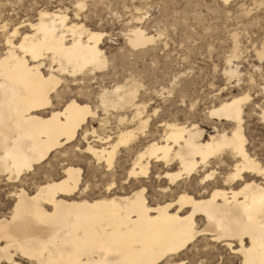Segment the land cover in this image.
Listing matches in <instances>:
<instances>
[{
	"label": "bare ground",
	"instance_id": "obj_1",
	"mask_svg": "<svg viewBox=\"0 0 264 264\" xmlns=\"http://www.w3.org/2000/svg\"><path fill=\"white\" fill-rule=\"evenodd\" d=\"M8 1L0 0L1 15ZM52 2L46 0L48 4ZM135 8L138 7H133L134 12ZM40 10V7L36 8L34 16L38 17ZM66 15L71 23L63 22V31L67 36H58V43L71 39L78 19L85 29L84 33L76 30L77 47L69 53L72 70L79 80L78 76L83 79L85 72L94 74L106 67V58L101 49L103 37L90 42L88 32L97 33L98 36L100 33L85 26L80 19L81 13L72 12L69 16L66 12ZM32 16H27L29 22ZM25 18L19 19L21 24L25 23ZM59 20V16H54L46 23L60 28ZM9 21L10 18H0V24ZM138 25L128 31H145ZM103 35L106 36L104 32ZM126 39L139 45L132 47L134 49L145 47L143 40L135 35H125ZM256 55L261 60L260 49ZM235 56L234 51L232 57ZM225 71L228 79L237 74V70L231 66ZM21 77L22 69L16 65L9 66L7 62L0 64V185H9L7 195L11 201L8 212L0 215V234L10 238L0 242V264H32L34 257L36 264H40V260H50L53 264H76L78 254L85 249L92 253L89 258L93 264H140V261H150L155 253L151 251L150 244L148 250L143 244L137 250L134 247L137 240L154 241L161 245L160 251L165 250L164 246L169 243L178 246L182 235L188 231V225L181 223L185 218L196 227V240L201 237L222 247L225 245L218 244L213 239L214 234H230L234 229L255 232L257 250L249 255L248 260L250 264H260L264 258V237L261 235L260 221L255 217L249 220V209L264 195V175L261 174L264 161L260 162L256 155H251L246 146L243 115L246 104L252 99L247 92L222 99L208 108L207 118L230 125L227 132L223 128L218 130L213 127L212 133L205 138L206 133L201 126L194 128L193 124L187 125L189 121L185 125L177 120L153 119L154 123L158 122L154 136L152 133L147 135L145 128L150 116L157 114L158 107L148 113V103L146 105L137 98L140 84L136 80L102 89L97 96L99 99L104 94L99 107L89 105L93 115L82 111L83 106L76 108L70 102L65 106L66 111L59 113L63 115V120L50 121L41 114L40 85L34 86L24 98L14 95L13 88ZM73 90L79 91L77 88ZM260 92H264L261 87ZM245 96L249 99L242 102L241 98ZM127 112L129 115H126ZM257 115L264 122V109L259 108ZM110 118L117 122L114 129L108 126ZM84 122L89 125L95 122L98 129L90 126L80 131ZM93 131L95 136L92 135ZM85 132L92 139L84 141V149L91 143L93 151L100 155L84 150L81 153L92 158L96 165H104L105 171H109V161L112 165L116 163L121 147L127 149L126 152L130 151V163L124 169L127 182L125 179L123 181L129 186L110 191L106 184L102 192L91 197L88 194L91 185L80 186L81 168L72 164L62 167L59 177L45 178L47 180L38 183L31 191L20 186L26 172L35 170L34 166L56 149L66 150L65 145L82 138ZM232 133L236 134V147L220 151L225 136L231 140ZM217 152L218 155L209 154ZM151 163L165 168L157 174L156 179H163L164 185L158 188L156 185L153 201L152 196H147L148 190L144 186L145 178L150 176ZM174 165L177 170L171 171ZM187 179L196 182L186 183ZM111 184L114 185V182ZM141 188L145 190L142 197L137 195ZM177 204L179 207H176ZM248 239L251 241L252 238ZM192 243L189 241L185 247H181L180 252ZM246 247H252V244ZM239 262L244 264L243 259Z\"/></svg>",
	"mask_w": 264,
	"mask_h": 264
},
{
	"label": "rangeland",
	"instance_id": "obj_2",
	"mask_svg": "<svg viewBox=\"0 0 264 264\" xmlns=\"http://www.w3.org/2000/svg\"><path fill=\"white\" fill-rule=\"evenodd\" d=\"M36 2L39 4L40 0H19V2L18 0H9L8 6L5 5V12L3 11L2 15L0 12V18L20 19L34 16L35 9L38 8L35 6ZM153 2L163 4L165 7L146 11L144 16L148 17L152 14L162 16L161 27L169 29L167 35L170 43L166 41V47L157 43L143 48L130 47L126 51H120L125 41V35L122 33L129 29L126 21H123L122 18L126 16L127 19H131L134 12L133 5L141 7L144 4L146 6L147 0H90L92 7L84 11L83 15L85 14V16L82 22L89 29L97 31V28L101 27L100 21L103 20V32L106 36L114 37V39L103 38L102 40L101 49L107 61L106 67L94 74L85 72L83 79L78 76L81 79L78 81L87 85L88 89L94 92V102L91 107L96 105L95 100L102 89L111 88L117 83H131L136 80L135 82L140 84L137 98L146 102V105L148 103L146 108L148 113L152 108L158 107L157 114L153 117L150 116L147 129L145 128L147 135L152 133L151 135L156 136L155 126L157 127L158 122L154 123L155 119H170L177 120L179 123L184 122L183 124L189 121L187 125L201 126L204 134L206 133L204 137L207 138L208 133H212L213 127L218 130L223 128L226 132L230 129V125L222 121L218 122L207 118L208 108L212 104H218L222 99L247 92L252 99L246 104L243 115L242 126L247 139L246 146L251 155H256L255 157L263 162L264 122L257 115L259 113L257 105L262 103V96L259 92L264 61L258 59L256 51L259 50L257 42L264 37V0H234L232 3L236 9L232 12L231 17H228L217 7L220 3L217 0H153ZM71 14L72 12L69 16ZM233 33L240 37L236 42L232 41ZM234 51L236 56L232 57ZM230 66L237 70V74L228 79L225 70ZM128 113L126 115H129ZM189 114H195V116L190 118ZM110 120L108 126L114 129L117 122L114 118H110ZM90 126L98 129V124L95 122L90 123ZM90 139L92 138H88V140ZM76 140V146L78 144L77 147H79L82 142L81 138ZM61 149H56L47 155L39 165L34 166L35 170L26 172L22 177L21 182L23 183L19 182L17 185L21 183L20 186L23 189L31 191L38 183L48 178L59 177L62 167L72 164L81 168V181L84 182V185L90 186L88 183L89 169L92 164L98 166L97 169L101 164L96 165L92 158H88L83 153H80L79 156H69L67 149L64 151ZM120 149L111 171L113 172L111 176L114 175L110 179V183L114 182V190L120 186H129L123 181L125 179L127 182L125 170L130 163L131 156L129 154L131 153L130 151L126 152L127 149L123 147ZM176 167L174 165L171 171L177 170ZM164 170L162 165L150 164L148 174L150 176L145 178L144 186L148 190L147 196L153 197L152 201L155 200L154 191L158 186L164 185L163 179H156L157 174ZM121 177H123L122 180H120ZM187 180L186 183L190 184L196 182L193 179ZM93 181H95L94 176ZM1 185L0 215L6 214L11 205L7 195L9 185ZM98 192H102V190L95 182L92 183L88 190L89 196L93 197ZM219 246L206 242L200 237L178 256L181 259L207 260L220 252L223 247L218 248ZM239 264L241 263L239 262Z\"/></svg>",
	"mask_w": 264,
	"mask_h": 264
},
{
	"label": "snow or ice",
	"instance_id": "obj_3",
	"mask_svg": "<svg viewBox=\"0 0 264 264\" xmlns=\"http://www.w3.org/2000/svg\"><path fill=\"white\" fill-rule=\"evenodd\" d=\"M67 5V8L65 7ZM40 7L39 16H32L29 22L28 17L25 18V23L21 24L19 19H10L9 22L0 24V64L7 62L9 66L16 65L18 68L22 69V77L20 82L14 86L13 93L16 97L24 98L29 95L33 90L34 86L40 85L39 96L41 100V107L43 109L42 115L48 117L50 121H56L57 119L63 120V115H59L61 110L66 111L65 106L69 105L71 102L76 108H81L88 115H93L89 105L94 102V92L88 89V86L82 82H79L75 77V73L72 70V57L71 53L76 47L75 32L77 29L81 33L85 32L83 24L80 20H77L76 26L73 27V35L71 39H64L61 42H57V37L61 34L67 36V33L63 31V22L68 21L67 13L78 12L81 13L80 19H84V11L92 7L90 0H60L59 3L53 0L51 4L45 2V0H40V3L36 5ZM133 7H135L133 5ZM165 5L154 3L153 0H147V5H141V7L135 8V12L132 13L133 19H127L125 16L122 18L126 21L128 28L134 29V21L139 23L145 31L141 32L139 29L135 31H125L122 33L126 36L135 35L139 39L143 40L144 45H155L160 43L162 46L166 47L165 43L168 41L169 29L166 27H161L162 16L159 14H152L148 17L144 16L146 11H151L155 9H162ZM228 17L232 16V12L235 11L236 6L231 2V0H221L217 5ZM52 9L54 11H49ZM54 16H59L60 20L57 21L61 24L60 28H56L54 25L49 26L46 21ZM147 21V22H146ZM104 21H100L101 27L97 28V33L88 32V37L90 42L103 37L104 39H114L113 36H104L103 27ZM95 26V25H93ZM151 33V35H149ZM240 39L236 33L232 34V41L236 42ZM170 43V41H168ZM130 47H139L138 44H134L129 40L124 41L123 48L120 51H126ZM257 47L260 49V59L264 61V37L257 42ZM107 61H104L106 64ZM101 66H104L103 64ZM54 77H59L61 79L54 80ZM254 83V82H253ZM260 86L264 89V63H262V72L260 79ZM77 88L79 91H74ZM260 95L264 96V92H259ZM249 97L245 96L241 98V101H246ZM79 100V103L76 101ZM104 94H101L99 99L95 100L97 107L103 102ZM258 108L264 109V101ZM27 116V113H24ZM190 118H193L195 114H189ZM198 119V118H197ZM90 125L84 122L80 131L84 128H88ZM196 127V124H193ZM93 136L96 135L95 131L92 133ZM236 134L232 133L231 140L227 136L224 138V142L220 147V151L226 148L236 147ZM88 139V133L85 132L84 136L81 138V143L79 147L76 146L75 141L67 144L65 147L68 149L69 156H79L82 150L93 153V155L99 156L98 152L93 151L91 143L89 147L84 149V141ZM219 141V137L216 138ZM98 147V146H97ZM61 151H64L62 148ZM210 155H218L219 153H209ZM246 156V154H244ZM102 158V157H100ZM247 162V161H246ZM113 165L111 161L108 162L107 168L109 171L104 170V165H100L99 169L96 168L95 164H92L88 173V183H96L97 186L103 190L104 185L108 184L109 190L115 189V185L110 183L111 169ZM239 170V166H237ZM134 173H129L133 175ZM264 175V171L261 173ZM93 176L95 181H93ZM123 177L120 178L122 180ZM207 179V177H205ZM231 177H229V180ZM226 183L228 181H225ZM119 183V181H117ZM84 186V182L81 181V187ZM139 187V185H137ZM87 190V189H86ZM144 189L141 188L140 192L137 193L138 196H143ZM179 194V190L177 192ZM175 199V197H173ZM179 207V204L176 205ZM175 210V209H174ZM257 218L260 221V231L262 237H264V195L261 196L258 203H254L249 209V220ZM182 224L188 225V231L182 235L180 245H175L169 243L164 246L165 250L160 251L161 245L145 240L143 242L137 240L134 247L140 250L142 244L145 250H148L150 244V249L155 255L150 261H140V264H239V260L243 259L244 264H250L248 257L250 254L257 250L255 244V232H250L247 230L234 229L230 234H214L213 239L218 242V244L225 245V247L220 249V252L213 256L211 259L207 260H192V259H181L177 253L180 252L181 247H185L189 241L195 242L197 230L194 225L189 224L188 219L185 218L181 221ZM251 237V241L248 239ZM10 238L6 235L0 234V242L7 241ZM230 241V242H229ZM249 243L252 247H246ZM10 246V245H9ZM264 247V246H262ZM92 255L87 249L81 251L78 256L79 259L76 264H93L92 260L89 258ZM233 257H236L235 259ZM32 264H36L35 257L32 260ZM40 264H53V261L40 260ZM260 264H264V258L260 260Z\"/></svg>",
	"mask_w": 264,
	"mask_h": 264
}]
</instances>
